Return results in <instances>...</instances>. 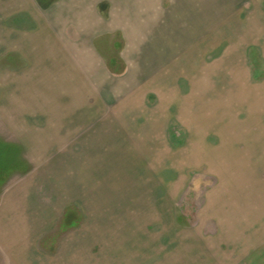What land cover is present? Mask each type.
I'll return each mask as SVG.
<instances>
[{"label": "crops", "instance_id": "0c3cea01", "mask_svg": "<svg viewBox=\"0 0 264 264\" xmlns=\"http://www.w3.org/2000/svg\"><path fill=\"white\" fill-rule=\"evenodd\" d=\"M258 1L0 0V162L28 163L0 170V264H136L145 229L132 225L146 224V191L136 172L112 173L125 162L114 130L128 129L119 147L140 161L144 143L131 142L136 126L124 118L144 111L142 93H155L160 118L164 99L188 93L185 111L199 113L190 120L201 127L226 97L251 96L238 84L249 82L247 48L258 44L241 23ZM211 67L230 82L222 91ZM159 126H139L156 130L155 155ZM261 140L251 153L264 154ZM67 207L82 214L69 230L60 224Z\"/></svg>", "mask_w": 264, "mask_h": 264}, {"label": "rangeland", "instance_id": "374dc122", "mask_svg": "<svg viewBox=\"0 0 264 264\" xmlns=\"http://www.w3.org/2000/svg\"><path fill=\"white\" fill-rule=\"evenodd\" d=\"M256 6L255 18H244L241 24L249 23L252 42L262 47L264 0ZM257 46L247 48L249 82L237 83L242 93H250L251 88L252 95L241 94L234 103L226 97V105L204 115L210 120L200 119L204 127L194 120L199 113L189 115L185 111L182 95L188 93H173L172 98L164 99L161 118L154 112L155 93H142L144 111L124 118L131 127L136 126L129 131L131 142L138 139L137 144L144 143L139 146L140 161L134 152L126 157L119 147L124 144L123 137L128 138V129L122 137L118 133L123 134V129L114 130L116 155L125 162H114L112 173L116 172L117 180H123L128 173L134 176L136 172L146 191V224L132 225L134 229H145V236L140 234L141 254L133 260L136 264H264V154L251 153V142L264 138V50ZM214 52L212 49V55ZM211 71L214 73L215 67ZM212 78L210 85L221 91L230 84L215 73ZM247 103L252 104L251 108ZM145 120L152 127L160 124L162 145L156 144V148L162 150L157 155L151 145L156 130L139 127ZM219 159L226 161L225 168L220 167L223 162ZM27 164L0 162L1 176L15 169L25 171ZM1 176L0 187L8 180ZM81 216L80 210L67 207L61 215L60 228L71 229ZM219 220L225 223L220 225ZM252 236L255 242L250 244L247 241ZM134 250L132 245V253Z\"/></svg>", "mask_w": 264, "mask_h": 264}]
</instances>
